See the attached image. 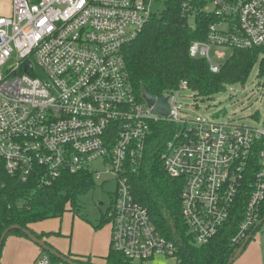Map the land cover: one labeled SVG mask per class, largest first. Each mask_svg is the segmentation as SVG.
I'll return each mask as SVG.
<instances>
[{
    "label": "built area",
    "instance_id": "built-area-1",
    "mask_svg": "<svg viewBox=\"0 0 264 264\" xmlns=\"http://www.w3.org/2000/svg\"><path fill=\"white\" fill-rule=\"evenodd\" d=\"M176 1L190 28L209 19L189 55L204 59L210 72L218 73L235 50L259 49L264 61V0ZM156 2L11 0V13L0 15V173L41 189L63 175L99 180L92 165L101 161L117 182L107 217L111 248L137 264L177 253L131 193L151 122L177 126L162 167L182 182L181 216L196 245L237 219L231 243L241 246L264 219V116L259 127L188 120L175 102L176 93L188 90L185 81L162 97L166 117L152 114L136 94L123 48L156 14ZM33 264L53 263L41 251Z\"/></svg>",
    "mask_w": 264,
    "mask_h": 264
},
{
    "label": "trees",
    "instance_id": "trees-1",
    "mask_svg": "<svg viewBox=\"0 0 264 264\" xmlns=\"http://www.w3.org/2000/svg\"><path fill=\"white\" fill-rule=\"evenodd\" d=\"M208 21L206 17H201L197 19L195 28H190L180 13L177 1L169 0L160 13L152 16L138 37L123 48L125 63L140 100L144 98L142 89L162 98L183 81L188 89L203 98L222 92L227 84H243L246 81L258 59L259 49L233 51L218 73L210 72L204 59L190 57V44L193 40L204 38ZM260 65L264 73V61ZM176 131L175 124L151 122L137 173L130 175L132 196L148 210L159 232L177 247L175 264H226L239 247L231 243L238 221L232 219L209 243L200 246L194 243L181 216L182 182L172 179L162 167L161 155ZM0 180L4 184L0 190V236L11 225L30 230L31 223L62 216L69 204L72 211L77 212L79 196L96 186L89 173L63 175L51 186L41 189L34 184L11 179L3 172L0 173ZM262 216L264 218V212ZM106 221L109 222L108 218ZM8 234L24 235L17 230ZM36 236L42 239V235ZM42 252L49 256L53 264L62 263ZM67 257L78 264H93L88 256ZM104 264L137 263L125 259L111 248Z\"/></svg>",
    "mask_w": 264,
    "mask_h": 264
},
{
    "label": "rangeland",
    "instance_id": "rangeland-1",
    "mask_svg": "<svg viewBox=\"0 0 264 264\" xmlns=\"http://www.w3.org/2000/svg\"><path fill=\"white\" fill-rule=\"evenodd\" d=\"M164 2L157 0L154 4L156 13L163 10ZM8 11H11V0H0V15H8ZM226 54L230 55V51H226ZM262 56L260 51L243 84H227L222 92L213 97L197 96L190 89L176 93L175 102L185 113V118L203 117L220 123L231 121L237 125L259 127L258 122L264 116V78H260L262 72L259 75ZM32 62L37 76L43 78L42 70ZM10 65L11 62L7 63L3 71ZM92 166L100 173V177L95 180L93 190L79 196L77 212L72 211L69 204L62 216L35 222L29 228L36 235H42V239L62 255L88 256L91 263L104 264L111 250L110 224L106 218L114 203L117 182L112 176L104 174L101 161ZM39 252L40 248L26 236L8 234L2 244L0 264H33ZM151 264H175V259L159 258ZM232 264H264V223Z\"/></svg>",
    "mask_w": 264,
    "mask_h": 264
},
{
    "label": "water",
    "instance_id": "water-1",
    "mask_svg": "<svg viewBox=\"0 0 264 264\" xmlns=\"http://www.w3.org/2000/svg\"><path fill=\"white\" fill-rule=\"evenodd\" d=\"M142 93L144 95V99L146 100L149 107H152V114L157 116L166 117L169 115V106L167 100L165 98H157L150 95L145 89H142ZM264 223V219L258 222L256 228L260 227ZM17 230L23 233L28 239H30L34 244H36L42 251L47 252L49 255L56 257L59 259L63 264H78L73 262L70 258L65 255L58 253L52 247L48 246L43 239L38 238L35 234H33L30 230L22 228L19 225H11L6 228L1 236H0V252L2 248V244L7 236V234L12 231ZM252 235H250L238 248L236 254L231 257L226 264H232L243 252L248 242L251 240Z\"/></svg>",
    "mask_w": 264,
    "mask_h": 264
},
{
    "label": "crops",
    "instance_id": "crops-1",
    "mask_svg": "<svg viewBox=\"0 0 264 264\" xmlns=\"http://www.w3.org/2000/svg\"><path fill=\"white\" fill-rule=\"evenodd\" d=\"M10 13H11V11H8L7 14L9 15ZM32 224H33V223L29 224V226L32 225ZM46 244H47V243H46ZM50 247H51V246H50ZM41 251H42V250L40 249V252H41ZM40 252H39V254H40ZM39 254H38V255H39ZM38 255H37V256H38ZM37 256H36V257H37ZM36 257H35V258H36ZM34 260H35V259H34Z\"/></svg>",
    "mask_w": 264,
    "mask_h": 264
}]
</instances>
